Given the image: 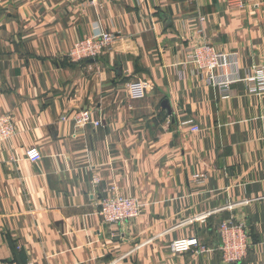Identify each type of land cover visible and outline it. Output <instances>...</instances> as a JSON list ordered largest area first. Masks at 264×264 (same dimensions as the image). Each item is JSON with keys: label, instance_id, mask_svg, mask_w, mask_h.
Instances as JSON below:
<instances>
[{"label": "crops", "instance_id": "obj_1", "mask_svg": "<svg viewBox=\"0 0 264 264\" xmlns=\"http://www.w3.org/2000/svg\"><path fill=\"white\" fill-rule=\"evenodd\" d=\"M99 3L0 0V114L16 126L0 146V264H226L225 220L248 232L237 264H264V93L248 80L264 65V0ZM102 30L117 38L101 56L68 59ZM203 42L229 53L225 93L186 64ZM83 108L102 125L76 127ZM112 184L138 217L103 222ZM190 237L213 251L171 250Z\"/></svg>", "mask_w": 264, "mask_h": 264}, {"label": "built area", "instance_id": "obj_2", "mask_svg": "<svg viewBox=\"0 0 264 264\" xmlns=\"http://www.w3.org/2000/svg\"><path fill=\"white\" fill-rule=\"evenodd\" d=\"M78 1L93 9H96L100 4L99 0ZM225 2L230 8L242 9L244 7V0H225ZM116 38V34L105 30H102L98 35L84 36L72 43L66 56L71 62L97 59ZM228 55L229 53L212 43L193 44L187 48L186 64L192 65L199 74H202L207 85L219 88L225 93L229 85L238 80L236 77H221V75L215 74V71H221L227 67L229 64ZM232 63L236 64V61ZM248 80L258 84L261 88L260 92L264 93V65L255 66L254 74ZM253 91L257 90L254 89ZM73 121L78 128L85 125H92L93 127L102 125L101 120L93 118L92 111L87 108L76 111ZM181 125L187 126L192 133L199 131V127L194 124L192 119L182 120ZM15 134L16 126L13 116L8 113L0 114V146L8 143ZM24 157L30 162H37L42 156L37 147L31 146L25 150ZM198 176V174L195 175V177ZM98 182L99 177L94 175L92 183L97 184ZM98 204L99 215L107 224L134 219L140 215L142 210V203L136 198L122 195L116 184L107 188L106 195L99 200ZM218 236L220 244L217 249L223 262L237 264L246 255L250 247L246 226L240 222L233 223L231 220H225L219 226ZM170 248L174 252L193 250L198 254L213 251L210 247L203 245L196 237L174 240L171 242Z\"/></svg>", "mask_w": 264, "mask_h": 264}, {"label": "water", "instance_id": "obj_3", "mask_svg": "<svg viewBox=\"0 0 264 264\" xmlns=\"http://www.w3.org/2000/svg\"><path fill=\"white\" fill-rule=\"evenodd\" d=\"M162 106H163L164 108H166L168 111L171 110V108L169 107V104H168V101H167V100H163V102H162Z\"/></svg>", "mask_w": 264, "mask_h": 264}]
</instances>
